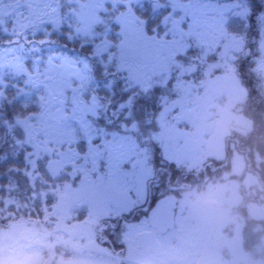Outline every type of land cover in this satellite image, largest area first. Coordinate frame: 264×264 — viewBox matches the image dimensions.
<instances>
[{
  "label": "snow or ice",
  "instance_id": "obj_1",
  "mask_svg": "<svg viewBox=\"0 0 264 264\" xmlns=\"http://www.w3.org/2000/svg\"><path fill=\"white\" fill-rule=\"evenodd\" d=\"M219 88L264 118V0H0V252L193 243L171 193L211 169L192 115Z\"/></svg>",
  "mask_w": 264,
  "mask_h": 264
},
{
  "label": "rangeland",
  "instance_id": "obj_2",
  "mask_svg": "<svg viewBox=\"0 0 264 264\" xmlns=\"http://www.w3.org/2000/svg\"><path fill=\"white\" fill-rule=\"evenodd\" d=\"M233 104L232 100L221 90L217 89L212 92L194 112V114L199 117V122L195 124L194 131L199 143L202 145L203 156L208 152V149H214L217 145H225L224 135L236 131L235 128H237L238 122L233 116ZM181 186V189H176L171 194L177 202L175 199H172V201L176 204L177 209L182 212L186 222L190 225L194 236V242L190 243L182 251L171 256L167 260L159 256H152L146 261V264H234L227 256L226 250L217 247V240L222 241L225 239L223 238L224 236L220 231L217 232L216 228H214L215 231L213 232V226L209 224V215L201 212L202 209L197 210L198 196H193L195 197L193 199V197L189 195L194 189V183L187 181ZM214 196L220 204L217 207L209 208L211 212H213V210H219L221 206L222 194H215ZM228 201L232 204L230 199H228ZM195 210L197 211L193 213ZM192 214L194 216H199L198 223L193 221ZM222 216L224 217V215ZM222 216L220 217L221 221L223 219ZM226 219H228V217H226ZM228 222L229 221H225L224 223L227 224ZM257 228L256 226H249L248 229L250 230H247L248 233H246L247 241L248 238H251V234L256 233ZM34 243L37 248L35 252H0V264H41L42 249L46 250L52 257L49 261L51 264H105L90 259H73L60 253L61 251L64 252L65 248L69 249V247L73 245L77 253L87 254L89 249L86 247V244L81 245L79 243L60 239L53 240V243L47 242L46 240H37L34 241ZM211 245L215 247L212 248ZM55 247L57 250H55ZM250 257L251 260L246 264H264V259H253L252 256ZM49 262L45 264H49Z\"/></svg>",
  "mask_w": 264,
  "mask_h": 264
},
{
  "label": "flooded vegetation",
  "instance_id": "obj_3",
  "mask_svg": "<svg viewBox=\"0 0 264 264\" xmlns=\"http://www.w3.org/2000/svg\"><path fill=\"white\" fill-rule=\"evenodd\" d=\"M239 121H242V119H237V122ZM224 136L225 145H217L214 149H208V152L203 156V159L210 163L211 169L205 173L204 168L201 167L198 171V179L187 180L194 183V189L189 195L190 197L198 196L199 198L207 194L215 202L213 207H217L220 203L214 195L222 194L219 210L217 209L211 212L209 208L201 207L199 203L197 210L202 209L201 212L209 215V224L213 226V232L215 231L214 228H216V231H220L224 236L223 238L232 236V231L236 224L242 223L243 247L246 253L250 256V250L244 246L245 243L246 245H249L250 243L249 238L247 241L246 233H248L247 230L251 229H248L250 220H253L251 219L247 208L250 205L254 206L255 211L259 215V219L261 218L262 214L259 208H263L264 203L257 206L250 201L252 193H256L255 189H264V179L256 176L258 172H253V151L252 146H250L251 137L248 136L249 140L247 141V144L244 145L245 141L237 138L238 135H235L234 133H227ZM263 142L264 140L261 141V143ZM257 154L264 155V149L263 151L255 152V155ZM187 181L183 179L178 180L174 185V189H181V185L185 184ZM253 187L254 189H252ZM194 198L195 197H193V199ZM171 199H175L174 196H171ZM228 199L231 200L232 204L229 203ZM222 215H224V217ZM221 216L223 217L222 221L220 220ZM192 217L193 221L198 223L199 216H194L192 214ZM226 217H228V219H226ZM225 221L229 222L225 224ZM217 241V247H220L221 240ZM262 246H264V237L262 238ZM211 247L214 248L215 246L211 245Z\"/></svg>",
  "mask_w": 264,
  "mask_h": 264
},
{
  "label": "trees",
  "instance_id": "obj_4",
  "mask_svg": "<svg viewBox=\"0 0 264 264\" xmlns=\"http://www.w3.org/2000/svg\"><path fill=\"white\" fill-rule=\"evenodd\" d=\"M232 103H234L233 104L234 118L242 119V121H239L237 123L238 126H237L236 131H234V134L238 135L237 138H240L241 140L245 141L244 145L247 144V141L249 140L248 136L251 137L250 146H252V151H253V154H252L253 155L252 156L253 172H258L256 176H258L259 178L262 177V179H264V155L263 154L255 155V152L263 151L264 149V142L261 143V141L264 140V118H261L257 116L256 114H254V111L252 110V101H250L246 97L243 100H232ZM252 189H254V187ZM255 191L256 193L253 192L251 195L250 202L254 205L260 206L262 205V203H264V189L263 190L255 189ZM259 209L261 210V214H262L261 218L258 221L250 220V223H249V226L258 227L257 231L255 234H251V238H249L250 240L249 245H246V243L244 245L245 248L250 250V256H252L253 259H256V258L264 259V246H262V238L264 237V207L259 208ZM50 243H53V241H51ZM86 247L89 249L87 254L77 253L73 245H71L69 249L65 248L64 252L61 251L60 253L67 255L73 259H90V260H94L96 262H102L105 264H123L122 261L111 256L110 253L104 252L102 249H99L90 244H86ZM55 250H57L56 247H55ZM41 253H42V256H41L42 263L41 264H45L46 262H49L51 260L52 257L46 252V250L42 249ZM226 254L230 258L227 251H226ZM250 260H251V257H250ZM49 264L51 263L49 262Z\"/></svg>",
  "mask_w": 264,
  "mask_h": 264
},
{
  "label": "water",
  "instance_id": "obj_5",
  "mask_svg": "<svg viewBox=\"0 0 264 264\" xmlns=\"http://www.w3.org/2000/svg\"><path fill=\"white\" fill-rule=\"evenodd\" d=\"M220 90L229 98L235 100H243L245 96L243 94L229 91L225 88H220ZM192 119L194 123L199 122V117L194 113L192 115ZM251 219L257 221L259 219V215L254 209V206L250 205L247 208ZM243 224H236L233 228L232 236L223 239L220 242V247L225 248L229 253L231 259L237 264H245L249 260V255L246 253L243 247V236H242Z\"/></svg>",
  "mask_w": 264,
  "mask_h": 264
},
{
  "label": "clouds",
  "instance_id": "obj_6",
  "mask_svg": "<svg viewBox=\"0 0 264 264\" xmlns=\"http://www.w3.org/2000/svg\"><path fill=\"white\" fill-rule=\"evenodd\" d=\"M198 203L200 204L201 207L211 208L214 206L215 202L211 199L210 196L205 194L203 197L198 198Z\"/></svg>",
  "mask_w": 264,
  "mask_h": 264
}]
</instances>
